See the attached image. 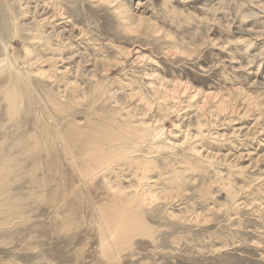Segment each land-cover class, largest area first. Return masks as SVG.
I'll use <instances>...</instances> for the list:
<instances>
[{
  "label": "rangeland",
  "instance_id": "obj_1",
  "mask_svg": "<svg viewBox=\"0 0 264 264\" xmlns=\"http://www.w3.org/2000/svg\"><path fill=\"white\" fill-rule=\"evenodd\" d=\"M0 264H264V0H0Z\"/></svg>",
  "mask_w": 264,
  "mask_h": 264
},
{
  "label": "bare ground",
  "instance_id": "obj_2",
  "mask_svg": "<svg viewBox=\"0 0 264 264\" xmlns=\"http://www.w3.org/2000/svg\"><path fill=\"white\" fill-rule=\"evenodd\" d=\"M56 20V19H55ZM64 24V23H63ZM54 66V65H53ZM55 68V67H54ZM44 73H46V72H44ZM43 74V73H42ZM46 75L44 74V77H45ZM49 76V75H48ZM42 77H43V75H42ZM50 77V76H49ZM166 90V89H165ZM184 93V92H183ZM207 97V96H206ZM10 99V98H9ZM9 103V102H8ZM11 104H12V102H11ZM13 105H14V102H13ZM12 109H14V107L12 106ZM10 111V110H9ZM11 112V111H10ZM14 112V111H13ZM154 141V140H153ZM65 145V144H64ZM161 147V146H160ZM156 149V148H155ZM127 150L128 149H125V151H126V154H127ZM117 153H114V154H108V156H101V154L100 155H98V156H95V155H88L87 156V158H88V162H90V163H92V164H97L99 167H102V166H106L107 164H109L110 162H112L115 158H117V157H120L121 155L123 156V152L122 151H116ZM96 154H98L97 152H95ZM126 154H124V156L126 155ZM132 154V153H131ZM134 154H135V152H134ZM67 155V154H66ZM128 155H130V154H128ZM131 157V156H130ZM129 158V157H128ZM127 159V158H126ZM118 160V159H117ZM116 160V161H117ZM128 164V163H127ZM146 165H147V163H146ZM102 173V172H101ZM82 174V173H81ZM144 176V175H143ZM145 177V176H144ZM91 180V179H90ZM89 180V181H90ZM145 197H142V199L140 198V206H142V204H144L145 205V199H144ZM130 204H132L133 205V201L132 202H130ZM129 222V221H128ZM113 225V224H112ZM135 225H136V228H140V229H144L143 228V224L140 222V221H137V222H134V224H133V228H130V229H133V230H136L135 229ZM125 227H127L126 225H125ZM117 228V227H116ZM115 228V229H116ZM126 229V228H125ZM124 229V230H125ZM111 230V229H110ZM128 230V229H127ZM140 231V230H139ZM142 231V233L143 232H145L144 230H141ZM113 232H116V231H113ZM113 232H111V234L113 233ZM118 232H119V230H118ZM117 232V233H118ZM120 233V232H119ZM118 233V234H119ZM125 233H127L126 231H125ZM128 233H130V232H128ZM115 235H116V233H114ZM132 234V233H131ZM113 235V234H112ZM120 235H121V233H120ZM123 235V234H122ZM130 236V235H129ZM116 237H118L119 238V236L118 235H116L115 236V238ZM120 237H122V236H120ZM123 237H125V235L123 236ZM126 242V241H125ZM118 243V242H117ZM129 243V242H128Z\"/></svg>",
  "mask_w": 264,
  "mask_h": 264
}]
</instances>
